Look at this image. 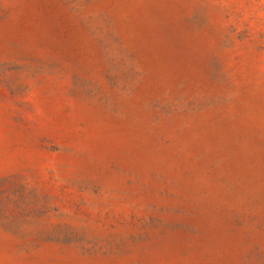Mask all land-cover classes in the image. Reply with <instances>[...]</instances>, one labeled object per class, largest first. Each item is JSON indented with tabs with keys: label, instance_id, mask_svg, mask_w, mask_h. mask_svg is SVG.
Instances as JSON below:
<instances>
[{
	"label": "rangeland",
	"instance_id": "1",
	"mask_svg": "<svg viewBox=\"0 0 264 264\" xmlns=\"http://www.w3.org/2000/svg\"><path fill=\"white\" fill-rule=\"evenodd\" d=\"M0 264H264V0H0Z\"/></svg>",
	"mask_w": 264,
	"mask_h": 264
}]
</instances>
